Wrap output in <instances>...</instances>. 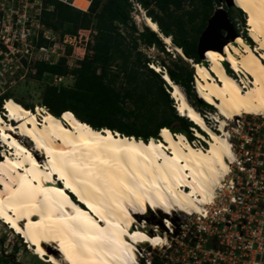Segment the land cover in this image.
<instances>
[{"label": "bare ground", "instance_id": "6f19581e", "mask_svg": "<svg viewBox=\"0 0 264 264\" xmlns=\"http://www.w3.org/2000/svg\"><path fill=\"white\" fill-rule=\"evenodd\" d=\"M232 1L245 13L256 48L238 36L221 52L206 50L208 66L187 58L150 17L141 18L168 50L191 64L196 96L216 110L219 132L209 128L182 88L162 72L176 112L207 134L194 130L207 143L205 149L166 127L159 139L143 141L107 128L95 130L72 113L59 120L46 108L28 110L13 98L3 102L8 119L0 115V220L39 259L51 264H139L142 250L166 244L177 211L200 212L212 202L235 157L226 120L264 115V0ZM222 60L241 79L227 73Z\"/></svg>", "mask_w": 264, "mask_h": 264}, {"label": "trees", "instance_id": "16d2710c", "mask_svg": "<svg viewBox=\"0 0 264 264\" xmlns=\"http://www.w3.org/2000/svg\"><path fill=\"white\" fill-rule=\"evenodd\" d=\"M137 1L145 14L157 24L161 34L169 36L187 58L206 65L197 55V42L215 6L219 5V0ZM43 4L41 22L57 31L60 37L65 34L77 36L79 30L87 29H93L94 33L92 41L86 43L85 54L71 71L67 70L65 58H60L56 63L32 60L28 62L30 64H26L34 68L36 79H41L45 72L54 75H65L69 72L73 76L70 86L44 85L41 101L37 106L46 108L59 120H62L63 114L72 113L95 130L107 128L137 140H157L163 127L172 133L185 135L189 141L195 139L191 128L206 136L197 125L176 112L169 93L170 86L161 73L147 67L151 60L145 58L140 50H136L139 40L148 47L155 46L168 54L157 32L146 25L141 31L137 30L130 16L133 7L129 0H91L85 10L60 0H44ZM186 5L189 7L184 9ZM226 8L242 40L251 47L254 46L251 36L245 30L240 32L237 28V24L245 27V13L235 5ZM234 12L238 13V19ZM120 27L137 33L136 36H131V45L119 31ZM47 43L48 40L40 37L36 45ZM116 60L120 62L116 63ZM114 63L117 64L116 70L110 68ZM188 63L178 55L171 66L164 60L159 61L158 65L165 69L171 81L182 88L190 104L201 114H204V109L216 111L211 104L196 96L193 67ZM223 65L226 72L235 76L227 62L224 61ZM143 68L145 70L141 71ZM9 98L27 109L32 110L34 107L33 104L25 103L9 93L0 95V107ZM127 102L131 103L130 108L125 107ZM123 119H132L139 125L126 124ZM201 143L206 145L205 142ZM69 196L75 200L71 193Z\"/></svg>", "mask_w": 264, "mask_h": 264}, {"label": "built area", "instance_id": "2783aa9c", "mask_svg": "<svg viewBox=\"0 0 264 264\" xmlns=\"http://www.w3.org/2000/svg\"><path fill=\"white\" fill-rule=\"evenodd\" d=\"M41 1L0 0V49L4 51L0 52L1 61L7 52L26 62L51 60L53 55L49 52L53 45H36L40 37L48 40V34L54 31L40 20ZM60 1L75 6L73 2ZM129 1L132 7L142 9L137 0ZM222 7L221 1L215 6ZM160 69L165 71L163 67ZM2 106L0 114L8 119ZM261 123L246 122L251 125L250 134L240 136L242 140L235 146L240 150L235 152L234 147L235 157L229 164V171L216 186L207 208L185 213L184 218L175 215L174 228L169 229L162 248L167 252L173 250L175 257L165 255L169 260L165 259L163 264H264V154L254 156L249 149L253 131L258 133L264 129ZM242 125L241 120L236 132H241ZM191 142L202 146L196 136ZM0 146L1 158V142Z\"/></svg>", "mask_w": 264, "mask_h": 264}, {"label": "rangeland", "instance_id": "374dc122", "mask_svg": "<svg viewBox=\"0 0 264 264\" xmlns=\"http://www.w3.org/2000/svg\"><path fill=\"white\" fill-rule=\"evenodd\" d=\"M43 1L44 0L41 1L42 7L44 5ZM67 1L73 2V4L76 7L83 9V10L87 9V7L89 5L88 0H67ZM223 6L227 7L225 2H223ZM187 7H189V6L186 5V7L184 9H186ZM143 15H146L145 13H143V8L141 10H139L138 8L133 7L130 11V16H131L133 22L135 23L138 31H141L143 29V27L145 26V24L141 20ZM234 16H236L237 19L239 18V15L237 12H234ZM237 28H239L240 32H242V30H245L247 35H249V37H250L251 33L247 29L246 20H245V27H241L240 25L237 24ZM119 31L123 35L126 36V42H128L129 45H131V36H136L137 33H133L130 29L125 28V27H120ZM93 33H94L93 29L92 30L87 29V30H79V33L77 36L67 34V35L60 37L59 33L57 31L56 32L52 31L51 34H48L50 39H48V43H47V45H45V46H48L50 44L53 45L51 48L52 51L49 52V53H52V55H53L50 61L52 63H56L60 58H65L67 70L71 71V69L73 67L77 66L78 60L81 59L82 56L85 54L86 43L88 41H92ZM137 43H138V45H137L136 50H140L141 53L144 54L145 58H149L151 60L149 63L150 65L148 64L147 67H151L152 62L155 65H158V62L161 60H164V62L166 64L171 66L172 61L175 60V58L179 55L173 50H168L166 48L167 45L164 42L163 43L165 44V50L168 51V54L161 52L155 46L148 47V46L142 44L139 40H137ZM253 47L256 48L255 42H254V46H252V48ZM68 48H70L69 51H68ZM257 51H259V50H257ZM0 52H1V49H0ZM3 52L4 51H2L1 53H3ZM1 53H0V95L6 94V93L12 94L15 98H17V99H19L25 103L33 104L34 107L32 110H35L37 107H40V106H37V104H39V102L41 101V92H42L44 85L53 84V85H57V86H70L73 82V76L69 72H67L65 75H54V74H50V73L45 72V73H43L41 79H36L34 77V72H35L34 68H30L26 65V64H30V63H28L26 61H25L26 63H24V61H22L23 59L21 60L18 57L10 55V53H8V52L5 53L7 55H5L2 58L3 61H1ZM42 56H44V55H42ZM131 59H133V56L131 57ZM262 61L264 62V59H262ZM118 62H120V61L116 60V63H118ZM116 63H114L110 67L112 70L117 69ZM205 63H206V65L209 64L208 61H205ZM188 64H189V66H191L190 63H188ZM144 70L145 69L143 68L141 71H144ZM233 73L236 76V78L234 77L235 79H241L240 75H238L234 71H233ZM231 76H232V74H231ZM243 78H244L243 81L245 82V84H248L249 81L245 77H243ZM245 84H243V85H245ZM173 102L175 103L174 100H173ZM125 107L130 108L131 103L127 102ZM40 108L45 109L44 107H40ZM28 110H30V109H28ZM46 110L47 109H45V111ZM203 113L206 115L204 117V120H205L206 124L209 126V128L219 132V130H218L219 129V125H218L219 122L216 121L217 118L215 117L216 111H210L209 109H204ZM202 116H203V114H202ZM37 119L40 122L41 115H37ZM187 120H189V119H187ZM241 120L243 121V125L240 128L241 132L238 133V132H236V129L238 128V123L241 124ZM8 122L10 123L13 121H8ZM123 122H127L126 124H129V125L133 124L134 126L139 125V123L137 121L136 122L132 121V119H123ZM132 122H135V123H132ZM246 122H256L258 124H260V122H262L261 124H264V115L241 114V115L234 116L233 118L226 120L227 124L224 128L227 131L230 144L234 143L233 146L231 145L232 151L234 150V147L242 140L240 138L241 135L244 136V135L250 134L249 126L251 127V125L246 124ZM63 124H66V122L64 120H63ZM257 136H258V138H257ZM184 137L186 138L185 135H184ZM207 137L208 136L206 134V138ZM23 140H24V143L28 144L29 146L31 145L27 138H23ZM186 140L191 144V142L187 138H186ZM199 140H200V143L205 142V140L202 138H199ZM205 144L207 145L206 142H205ZM201 145H202V147H204V149L207 147L203 143H201ZM192 146H198L199 147L200 144L198 142H196V145H192ZM0 149H2L1 146H0ZM249 149L252 151V154L254 156L262 157V154H264V129H263V131H260L258 133L253 131V139H252V142L249 144ZM3 150H4V148H3ZM239 150H240V148H236L234 151L237 152ZM232 153L234 155V152H232ZM2 159H3V156L0 159V163H1ZM175 215L180 217V218H184L186 216V214L182 211H177L175 213ZM27 245L28 244L25 243L24 239L21 237L20 234L13 231L12 229H10L7 224L3 223L2 220H0V264H51V263H46V262L42 261L41 259H39L36 255L33 254V252L31 250L28 249ZM173 252H174L173 250L171 252H167V250L166 249L163 250L162 247L161 248H159V247L147 248L145 250H142V253H141L142 259L139 262V264H148V263H150V264H163L165 259L169 260V257H165V255L170 256L174 259L175 253H173ZM58 254L59 253L54 251V255L58 258H61L60 254L59 255ZM188 263H189V261H188Z\"/></svg>", "mask_w": 264, "mask_h": 264}, {"label": "water", "instance_id": "95a60500", "mask_svg": "<svg viewBox=\"0 0 264 264\" xmlns=\"http://www.w3.org/2000/svg\"><path fill=\"white\" fill-rule=\"evenodd\" d=\"M219 1L225 2L227 7L234 5L232 0ZM238 36L240 35L228 16L227 8L224 6L222 8H215L199 36L197 55L201 60H205L204 53L206 50L214 49L221 52L228 42L234 41ZM166 83L168 84V82ZM168 85L171 86L170 84Z\"/></svg>", "mask_w": 264, "mask_h": 264}, {"label": "clouds", "instance_id": "9594fccd", "mask_svg": "<svg viewBox=\"0 0 264 264\" xmlns=\"http://www.w3.org/2000/svg\"><path fill=\"white\" fill-rule=\"evenodd\" d=\"M224 61H225V60H224ZM224 61H223V62H224ZM223 62H222V63H223ZM225 62H227V61H225ZM227 63H228V62H227ZM152 64H154V63H152ZM208 65H209V64L204 65V66H208ZM228 65L230 66L229 63H228ZM157 66H158V65H157ZM158 67L161 68L160 66H158ZM152 69H153V68H152ZM153 70H154V69H153ZM155 71H156V70H155ZM156 72H159V73H161V75H162V72H163V71H162V72H161V71H156ZM165 72H166V71H165ZM232 76H233V75H232ZM233 77H235V76H233ZM235 78H236V77H235Z\"/></svg>", "mask_w": 264, "mask_h": 264}, {"label": "crops", "instance_id": "0c3cea01", "mask_svg": "<svg viewBox=\"0 0 264 264\" xmlns=\"http://www.w3.org/2000/svg\"><path fill=\"white\" fill-rule=\"evenodd\" d=\"M236 17V16H235ZM250 46V45H249ZM169 130V129H168ZM170 131V130H169ZM115 132V131H114Z\"/></svg>", "mask_w": 264, "mask_h": 264}]
</instances>
